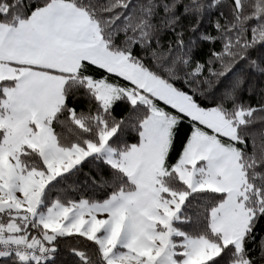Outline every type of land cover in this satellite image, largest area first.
Returning a JSON list of instances; mask_svg holds the SVG:
<instances>
[{
    "label": "snow or ice",
    "instance_id": "snow-or-ice-1",
    "mask_svg": "<svg viewBox=\"0 0 264 264\" xmlns=\"http://www.w3.org/2000/svg\"><path fill=\"white\" fill-rule=\"evenodd\" d=\"M250 73L264 0H0V264H57L67 238L78 264H264ZM85 168L110 193L69 198Z\"/></svg>",
    "mask_w": 264,
    "mask_h": 264
},
{
    "label": "trees",
    "instance_id": "trees-1",
    "mask_svg": "<svg viewBox=\"0 0 264 264\" xmlns=\"http://www.w3.org/2000/svg\"><path fill=\"white\" fill-rule=\"evenodd\" d=\"M215 19V17L206 19L203 24L201 25V31L207 30L208 32H211L212 34H216L212 28V21ZM185 29L191 26L193 23L192 19H186L184 22ZM192 33L186 32L185 39H188ZM171 36H165L162 40V43H167L169 40H171ZM221 44L217 42L216 44H202L196 54V58L203 61H206L211 52L213 50H220ZM241 67H244L246 69V65H242ZM178 86H183L178 85ZM264 75H261L259 73H250L249 78L245 84L244 91L242 93V101L245 104H251V105H258L262 99H264ZM79 106L83 109L86 108V102L83 100H80L77 102ZM207 104L208 101H205ZM191 122L188 120L184 121V124L182 125L179 135L176 139V149L177 152L180 150L181 145L184 143L186 137L191 132ZM129 143H137L138 142V135L134 132L132 133H125L124 137ZM176 153H173V157L175 158ZM84 175H82L76 184V188L78 191L69 192V198L71 199H78L81 196H93L94 198H103V195L105 193H110L111 189L106 188L104 190V193H101L94 189V187L91 185V181L88 179L89 169L85 168ZM90 175L95 176L97 179H99L101 176H104L105 179L108 177L104 175V173L98 169H96L94 166L91 169ZM60 251L57 255V264H78L77 257H75L70 249L73 247L81 248L83 249V243L79 240H76L74 238H67L63 240L60 243ZM90 254V253H89Z\"/></svg>",
    "mask_w": 264,
    "mask_h": 264
}]
</instances>
